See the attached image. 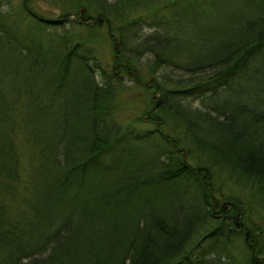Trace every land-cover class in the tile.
I'll use <instances>...</instances> for the list:
<instances>
[{"label":"trees","instance_id":"1","mask_svg":"<svg viewBox=\"0 0 264 264\" xmlns=\"http://www.w3.org/2000/svg\"><path fill=\"white\" fill-rule=\"evenodd\" d=\"M60 1L0 0V264H264V0ZM144 67L133 135L115 113ZM211 166L250 187L217 198Z\"/></svg>","mask_w":264,"mask_h":264},{"label":"rangeland","instance_id":"2","mask_svg":"<svg viewBox=\"0 0 264 264\" xmlns=\"http://www.w3.org/2000/svg\"><path fill=\"white\" fill-rule=\"evenodd\" d=\"M23 0H14L15 3H23ZM31 6L36 7L42 14H46V16L48 18L51 19H65L62 16V12H64L66 9L71 8L72 5L67 4V3H63L60 0H26ZM78 12H85V15L87 17L86 21L87 22H95L93 19H89V18H96L97 14L96 12H90L89 10H87L86 5L84 7H80L77 8L76 11L71 14L72 16L69 18H73V19H77L78 15H76ZM162 16V18H168L170 16L169 11H166L164 13V11H162V14H160L158 17L156 16H149V18L147 19V22H149V24H156L155 22L156 19L160 18ZM88 19V20H87ZM195 26H197L196 24H193ZM153 26V25H152ZM57 28V27H56ZM54 28H49L48 30L52 31L56 29ZM148 29L150 31V29L152 30V27L149 29L148 27L144 26V29ZM157 27H155L156 29ZM64 29V28H63ZM184 29H188L190 30V32H192L191 28H184ZM60 30H62L60 28ZM98 39L96 40L95 43V47L97 48L98 52H101V54H104V56L107 57H111L112 55H115V49H116V44L113 43V40L111 38V36L108 34V27L106 24H104L101 28H99L98 30ZM144 62V61H143ZM132 75V74H131ZM141 76H142V80L140 81V83L136 82V79L134 78V75H132L131 77L127 76L125 77V81L126 84L128 86L131 87V91H129L128 93L124 94L122 96V99L119 101V108L117 109L116 113H115V118L117 119L118 123L120 124V126L124 129H127L128 127H130V132L132 131L133 135L134 134H138V135H145L150 129H153L154 124H152L149 120L148 117L144 115L145 110L147 109V105H148V101L150 99L151 93L152 91H150L148 89L147 85H144L143 82H148L150 81V79L152 78L151 74H149V72L147 71V68L144 67L142 68L141 71ZM20 85V82L18 83ZM127 127V128H126ZM33 129H35V126H33ZM44 144H47L45 142H43ZM145 150H149L150 148L148 146L145 147ZM111 156V155H110ZM110 156H106V160L110 159ZM156 155H154V159H155ZM137 157H135L136 159ZM141 159V157H140ZM143 159L145 158V154H143ZM30 170V168L28 167V171ZM211 170L213 172V175L215 176V178H213V183L214 186L218 187L221 189V191H219L216 194V197L221 199V196L226 197L228 194L230 195V193H234V194H241L243 192L242 188H249L250 186L248 184H241L238 185V181L235 180L233 178L230 177V175H228L226 173V171L221 170L219 168H214L211 166ZM27 175V172L24 174ZM236 184V185H235ZM224 194H222V193ZM251 195L250 196H257V192H254L253 194L251 192H249ZM248 193V194H249ZM257 194V195H256ZM243 198H246V202H249V199L252 200L253 197H249V195L246 194H242L240 195ZM260 196V195H259ZM251 205L253 207V210L255 212V220L257 219V226L260 228L262 227L263 231H264V210L261 209L260 205H258V201L257 200H252L250 201ZM249 204V203H248ZM257 217V218H256ZM237 242V241H236ZM216 243L218 244L217 249L218 250H224V248H221V246L224 245V243H226L225 238L223 239H218V241H216ZM239 244V241L236 243ZM233 245L234 248V252L236 251L237 253L240 251L242 252V250L236 245ZM245 252V249H244ZM258 253H264V242L260 241L258 250ZM215 256V255H214ZM221 256H224L221 254ZM239 256V255H238ZM260 257L264 258V254H260ZM240 257V256H239ZM211 258V256H210ZM241 264V263H239Z\"/></svg>","mask_w":264,"mask_h":264},{"label":"flooded vegetation","instance_id":"3","mask_svg":"<svg viewBox=\"0 0 264 264\" xmlns=\"http://www.w3.org/2000/svg\"><path fill=\"white\" fill-rule=\"evenodd\" d=\"M253 240H254V238H253Z\"/></svg>","mask_w":264,"mask_h":264}]
</instances>
